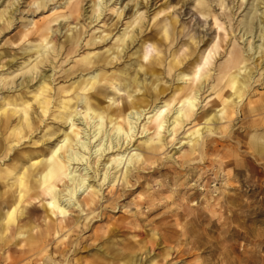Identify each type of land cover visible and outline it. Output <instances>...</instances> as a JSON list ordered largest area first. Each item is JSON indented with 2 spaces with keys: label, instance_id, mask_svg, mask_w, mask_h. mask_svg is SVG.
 Here are the masks:
<instances>
[{
  "label": "clouds",
  "instance_id": "1",
  "mask_svg": "<svg viewBox=\"0 0 264 264\" xmlns=\"http://www.w3.org/2000/svg\"><path fill=\"white\" fill-rule=\"evenodd\" d=\"M13 28L0 264H264V0H0Z\"/></svg>",
  "mask_w": 264,
  "mask_h": 264
},
{
  "label": "bare ground",
  "instance_id": "2",
  "mask_svg": "<svg viewBox=\"0 0 264 264\" xmlns=\"http://www.w3.org/2000/svg\"><path fill=\"white\" fill-rule=\"evenodd\" d=\"M0 60H2L1 54ZM4 65L5 68L0 70V124L5 128L9 127L10 130H17L18 134H23V124L30 121L32 110L36 105L32 103L33 98L25 97L21 101V99L11 91L8 87V84L11 82L10 77L12 73L18 70V68L10 70L11 62L4 63ZM35 99L42 105L50 104L52 102L49 93L45 90H41ZM62 171V164L54 158L50 166V173L47 182H53L56 179L58 172Z\"/></svg>",
  "mask_w": 264,
  "mask_h": 264
},
{
  "label": "rangeland",
  "instance_id": "3",
  "mask_svg": "<svg viewBox=\"0 0 264 264\" xmlns=\"http://www.w3.org/2000/svg\"><path fill=\"white\" fill-rule=\"evenodd\" d=\"M125 15H127V13H125ZM16 35H17V33H16V29L15 28H13L11 31L4 32L3 36H0V44H5L6 41H11L12 43H16L17 42L16 41ZM101 47H102L101 45H97L94 49L84 48L83 49V52L87 53L89 51H98V50H100ZM0 54L2 55V60H3V62L5 64L7 62H11V68H10V70L17 69L18 68L12 62L11 52L7 50V45L6 44H5V47L4 48H0ZM11 91H9V92H11ZM0 97H1V94H0ZM0 126H2V125L0 124ZM7 129H9V127Z\"/></svg>",
  "mask_w": 264,
  "mask_h": 264
}]
</instances>
